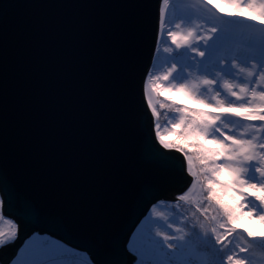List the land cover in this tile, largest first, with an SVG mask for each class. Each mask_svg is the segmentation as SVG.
Returning <instances> with one entry per match:
<instances>
[{"label":"water","instance_id":"water-1","mask_svg":"<svg viewBox=\"0 0 264 264\" xmlns=\"http://www.w3.org/2000/svg\"><path fill=\"white\" fill-rule=\"evenodd\" d=\"M162 0H0V199L17 229L92 264H132L126 244L192 176L157 151L142 83Z\"/></svg>","mask_w":264,"mask_h":264},{"label":"snow or ice","instance_id":"snow-or-ice-1","mask_svg":"<svg viewBox=\"0 0 264 264\" xmlns=\"http://www.w3.org/2000/svg\"><path fill=\"white\" fill-rule=\"evenodd\" d=\"M226 2L237 9L228 15L252 20L254 23L248 27H254L255 22L264 25V0ZM162 3L156 46L142 83L144 110L153 146L157 151L181 153L184 160L172 159L193 177L187 181L189 186L176 197L177 206L192 199L198 184L201 193L200 198L193 201L196 210L191 218L170 222L161 215L159 219L164 223L154 231V215L145 216L132 233L128 250L134 254L135 264H160L157 257L163 254L182 257L164 264H252L249 256L240 255L247 254L249 247L234 243L233 237L246 233L249 245L255 242L264 245V236L235 226V221L245 214L264 222V29L259 34L241 37L243 46L230 49L226 43L235 39L239 32L236 22L213 23L204 29L197 23L200 17L182 11L178 22L173 21L169 28L165 21L169 0H162ZM165 40L168 46L162 51L167 54L166 69L158 56L159 45ZM165 91L180 93L208 110L188 108L178 101L161 102L159 97ZM209 93L212 94L210 98H205ZM158 108L171 109L178 115L167 117L162 125ZM240 121L249 122L245 130L238 135L228 134L232 132L229 124ZM168 136L174 139L169 140ZM205 142L215 147H206ZM190 145L202 165L203 182L193 170V155L187 150ZM225 172L228 180L221 178ZM2 183L0 173V185ZM224 191L235 197L234 205L221 201ZM256 191L262 194L256 195ZM205 201L207 206H203ZM7 204L6 199H0V210H6ZM209 209L215 215L209 216ZM3 218L0 215V219ZM205 221L215 226L208 227ZM5 222L11 225V218ZM175 223L182 226L173 227ZM185 228L188 231H184ZM16 235L15 226L10 233L0 230V264H83L74 259V250L66 244L39 236L27 247L26 259L21 258L25 249L5 259V254L16 247L13 243ZM193 240L208 250L207 256L200 255Z\"/></svg>","mask_w":264,"mask_h":264},{"label":"rangeland","instance_id":"rangeland-1","mask_svg":"<svg viewBox=\"0 0 264 264\" xmlns=\"http://www.w3.org/2000/svg\"><path fill=\"white\" fill-rule=\"evenodd\" d=\"M196 3H199V6H200V8H202V10H200L198 8V6H196ZM208 9L223 19H227V20H231V21L236 22V24L239 28V32L236 34V38H235L236 40L235 39H234L235 41L229 40L226 43V46L230 49H236L238 47L243 46L241 43V40H240L241 37H247L250 34H259L261 32V30L264 29V25H262L258 22H255L254 27H248V25H252L254 23L252 20H241V18L238 16L228 15L229 13L236 12L237 9L231 7L226 2V0H169V7L167 8V10L165 12L166 25H167V27L171 28L173 26L172 22L177 21V17L181 14L182 11H184V12L194 14V16L200 17V19L197 20V23H199L202 26V28L207 29V28L211 27L212 24L214 23L212 18L207 17ZM221 9L223 11H221ZM159 14H160V11H159ZM205 18L207 19V22H205ZM185 27H187V25H185ZM255 27L259 28L260 31H256ZM166 46H168V42L166 40L161 41V43L159 45L161 51L158 53L160 62L164 65L165 69L168 67V63L165 62V57L167 56V54L164 53L162 50ZM249 63H251V61H249ZM211 95L212 94L209 93V94H207V96H205V98H210ZM160 98L162 99V101L166 100L169 102H171V101L181 102L183 105L187 106L188 108L203 109L205 111L208 110V109H204L203 105H200L194 101H191L190 99L186 98L184 95L177 93V92L165 91L161 94ZM168 113H169L168 117L178 115L174 111H172L171 109H168ZM233 119H235V118H233ZM248 123H249L248 121H240L239 123H236V124H229V128L232 129V132H228V129H224V131L228 132V134H234L235 133L238 135L240 132H243L245 130V127L247 126ZM257 123H259V122H257ZM167 139L172 140V139H174V137L168 136ZM205 146L209 147V148L215 147L214 144H209L206 142H205ZM187 150H189L190 153L193 155V170L198 173V175L201 178V182H203L202 178H203L204 174L200 172L202 165L200 164L199 160L196 158L195 149L192 148L190 145L189 149H187ZM221 178L224 180L229 179L228 174L226 172L221 174ZM249 191H254V190H249ZM200 193H201V189H200V185H199L198 196L195 198V200L200 198ZM255 194L261 195L262 193H260L259 191H256ZM176 197L177 196L174 195L173 200L158 201V202L154 203L149 208L147 213L145 214V216L154 215V218L156 219V225L154 227V231L158 230L160 228V226L163 225V223H164V221L162 219H159V216L162 215L164 217L169 218L170 222L172 220H174L171 217V214L169 213L170 211H168L166 204H171L172 202H175ZM222 198L226 199V200H223V203H225V204H228L230 206L235 204V197L232 195L231 192L224 191ZM192 201H194V200H190L187 203L182 202L183 203L182 208H184L183 216H182V218L180 217L182 220L185 219L186 217L191 218L193 210H194V209H192V206H190V203ZM204 203L205 204L203 206H207V202L205 201ZM153 206H155L154 210H153ZM209 212H210V214L212 213L213 215H215V212H213L211 209H209ZM0 215H1V213H0ZM144 217L140 221H142L144 219ZM6 220H8V219L7 218L0 219V224L5 223V228H3V231L5 233H10L12 230V226H15V224L13 222H11V225H10L9 223L5 222ZM178 220H179V218H178ZM139 224H140V222H139ZM139 224L137 225V227L139 226ZM235 225H236L237 229H247L248 232H252L256 236H264V222H261L259 219H256V218H249L247 214L239 217L235 221ZM173 227H177V226L174 224ZM15 228H16V226H15ZM136 228L133 232L136 231ZM240 235H241V233H237V236H236L237 237L236 240H238L237 243L240 244L241 246H244L245 243L240 239L241 238ZM244 235H246V233ZM37 236H39L40 238H49V236L44 235V234H38V233L32 234L23 243V245L20 247V249L17 251V252H19L21 249H25V252L21 253L22 259L27 258V256H26L27 247L37 238ZM131 237H132V234L130 235L128 241L131 239ZM128 241L126 244V248H127V251L130 252L128 250V247H129ZM256 244H257V242H256ZM257 247H258L257 251L259 252V254H261V256H263V259H261L259 261H255V262L251 261V262H252V264H264V245L263 246H257ZM184 251L187 252V249H185ZM74 252H75V258L78 261L86 263V260L88 259V258H86V256L81 255L80 254L81 252H78L76 250H74ZM130 254L134 256L133 253L130 252ZM181 258L182 257L180 255L169 256L167 254H163V255L157 257V260L160 262V264H164V262H166V261H175V260H179ZM134 263H135V259H134L132 264H134Z\"/></svg>","mask_w":264,"mask_h":264},{"label":"trees","instance_id":"trees-1","mask_svg":"<svg viewBox=\"0 0 264 264\" xmlns=\"http://www.w3.org/2000/svg\"><path fill=\"white\" fill-rule=\"evenodd\" d=\"M196 6H198V8H199L200 10H202V8H200V6H199V3H196ZM207 17L212 18V20L214 21V23H217V24L222 23L223 21H231V20L223 19V18L217 16L214 12H212V11L209 10V9H208V12H207ZM235 40H236V39H235ZM235 40L233 39V41H235ZM159 99H160L161 102H164V101H162V99H161L160 97H159ZM158 111L161 112L160 123L163 125V124H165V122H166V118L169 116L168 108H163V109L158 108ZM198 190H199V184L197 185L196 189L193 191L192 199H191V200H195V198L198 196ZM219 191H220V190H218V192H219ZM222 197H223V193H222L221 196H220V199H221V201L223 202V200H226V199H224V198H222ZM204 204H205V203H204ZM166 205H167L166 207H167L168 211H170L169 213L171 214V217H172L174 220H176V221H180V220H182L181 218H182V216H183V212H184V208H182V207H183V203H182V202H180L179 206H177L176 201H175V202H172L171 204H166ZM190 206H192V209H194L193 212H195L196 208H195V204L193 203V201L190 203ZM197 215H200V214L197 213ZM211 215H213V214H212V213L210 214V212H209V216H211ZM180 217H181V218H180ZM178 218H179V220H178ZM200 218H201L202 220H204V217H203V216H201ZM205 223H206V226H208V227L215 226V224L210 223V222H208V221H205ZM175 225H176L177 227L182 226V225L179 224V223H175ZM235 226H236V225H235ZM3 228H5V223L0 224V230H3ZM4 230H5V229H4ZM184 231H188V229L185 228ZM236 236H237V234L233 237V241H234V243H237V241H238V240H236V239H237ZM240 237H241L240 239L245 243L244 246H245V247H249V252H248L247 254H245V253H241V256H245V255H247V256H249V257L251 258V261H256V260L260 259L259 255H258V251H257V248H258L257 246H263V245H261L259 242H257V244H256V242H255V243H253L252 245H249V244H248V240H247V238H246V235L241 234ZM240 239H239V240H240ZM193 246L198 247V250H199L201 256H207V255H208V250H207V249H204V248H202V247H199L197 241L193 240ZM80 254L83 255V256H85V255L82 254V253H80ZM81 255H80V256H81ZM86 258H87V257H86ZM74 259L77 260V259L75 258V256H74ZM77 261H78V260H77ZM83 264H92V263L87 259V260H86V263L83 262ZM134 264H135V263H134Z\"/></svg>","mask_w":264,"mask_h":264},{"label":"bare ground","instance_id":"bare-ground-1","mask_svg":"<svg viewBox=\"0 0 264 264\" xmlns=\"http://www.w3.org/2000/svg\"><path fill=\"white\" fill-rule=\"evenodd\" d=\"M161 8H163V3H162V2H161V4H160V9H161ZM255 29H256V31H260V29L257 28V27H255ZM49 238L54 239V238H52V237H50V236H49ZM54 240H56V239H54ZM258 255H259L260 259H258V260H256V261H259V260L263 259V256H261V254H259V252H258ZM254 262H255V261H254Z\"/></svg>","mask_w":264,"mask_h":264}]
</instances>
